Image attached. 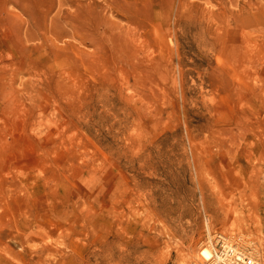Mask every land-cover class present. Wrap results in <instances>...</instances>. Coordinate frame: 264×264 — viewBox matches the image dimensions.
Here are the masks:
<instances>
[{"label": "rangeland", "instance_id": "1", "mask_svg": "<svg viewBox=\"0 0 264 264\" xmlns=\"http://www.w3.org/2000/svg\"><path fill=\"white\" fill-rule=\"evenodd\" d=\"M264 0H0V264L264 261Z\"/></svg>", "mask_w": 264, "mask_h": 264}, {"label": "built area", "instance_id": "2", "mask_svg": "<svg viewBox=\"0 0 264 264\" xmlns=\"http://www.w3.org/2000/svg\"><path fill=\"white\" fill-rule=\"evenodd\" d=\"M212 253L206 264H264V261L238 239L215 232L211 240Z\"/></svg>", "mask_w": 264, "mask_h": 264}, {"label": "bare ground", "instance_id": "3", "mask_svg": "<svg viewBox=\"0 0 264 264\" xmlns=\"http://www.w3.org/2000/svg\"><path fill=\"white\" fill-rule=\"evenodd\" d=\"M256 11L254 12L255 14H253L257 20V22H259L260 24L264 23V7L261 6H257L256 7ZM212 253V249L211 247H205L202 249L201 254L203 256V258L208 259L210 258Z\"/></svg>", "mask_w": 264, "mask_h": 264}]
</instances>
